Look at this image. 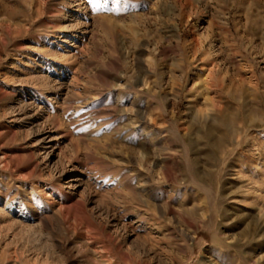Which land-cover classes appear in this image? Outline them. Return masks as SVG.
I'll return each instance as SVG.
<instances>
[{"label":"rangeland","instance_id":"rangeland-1","mask_svg":"<svg viewBox=\"0 0 264 264\" xmlns=\"http://www.w3.org/2000/svg\"><path fill=\"white\" fill-rule=\"evenodd\" d=\"M0 264H264V0H0Z\"/></svg>","mask_w":264,"mask_h":264}]
</instances>
